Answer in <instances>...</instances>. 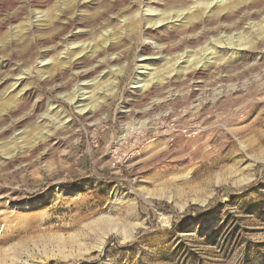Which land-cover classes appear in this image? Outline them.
Masks as SVG:
<instances>
[{
    "label": "rangeland",
    "instance_id": "1",
    "mask_svg": "<svg viewBox=\"0 0 264 264\" xmlns=\"http://www.w3.org/2000/svg\"><path fill=\"white\" fill-rule=\"evenodd\" d=\"M76 1L0 0V264H264V0H92L94 9ZM148 4L188 11L191 29L178 32L175 22L145 33L149 17L139 13ZM81 29L91 33L70 46L108 39L115 45L107 57L128 48L98 131L72 94L108 63L81 81L64 67L57 79L48 69V52L60 55L66 32ZM153 43L168 58L212 51L199 86L175 76L185 119L175 132L166 125L170 137L124 129L137 121L124 110L167 96L164 83L150 92L131 85ZM59 114L74 125L52 145L42 131ZM20 131L25 148L17 152L10 138Z\"/></svg>",
    "mask_w": 264,
    "mask_h": 264
},
{
    "label": "bare ground",
    "instance_id": "2",
    "mask_svg": "<svg viewBox=\"0 0 264 264\" xmlns=\"http://www.w3.org/2000/svg\"><path fill=\"white\" fill-rule=\"evenodd\" d=\"M76 2L79 3L78 6L81 7L87 5L86 6L87 8L90 9L96 8L95 3L92 2V0H77ZM150 2L151 0L149 1V4H151ZM171 13H165L162 11L159 12L154 8H151L150 5L147 6L146 10H142L139 13L141 15V18L149 17L148 21L150 23L149 26L144 28L145 33L152 34L153 31H156L158 34H162L163 33L162 26L164 27V24L165 25H167L168 23L173 24L175 22H180L179 26H182L181 29L178 28V32L182 31L183 33H187V31L191 29L190 26L193 24V19H190L191 16L189 17L187 16L188 11L186 13V10H178L176 13L174 12ZM71 18L68 19L69 21L66 25L67 28L73 26V18L72 19ZM66 33L67 34L64 35V37L62 38L64 51L61 54H65L64 57H62L63 60H60L59 56L61 54L57 55L58 54L57 48L56 49L53 48L48 52L49 54H52L51 58L54 62L51 63L54 64L53 66L50 67L48 66L49 71H51L52 78L57 79L60 76V69H63L64 67L65 70H67L68 72H72L75 80L78 81L88 80V78H91L92 76L96 75L101 71L102 64H104V62L108 63L107 64L108 71H103L100 76L98 75L99 77H95L91 81H88L86 83L84 81V83H82L83 87L82 88L78 86L77 88L75 87V91L72 94V100L80 109V112L84 114L85 118L89 122H91V126L96 131H98L100 128H102V125L104 124L105 120L108 119V107L110 106L108 101L116 93L119 77L125 71V66L119 65V62H121L126 56V52L128 48L127 50L125 48H121V49L119 48L118 52L114 50L116 53L111 54V56L109 55L107 57L106 54L109 51H112L113 46L115 45V44L113 45V43L111 44V42L109 43L108 39H106L100 44L96 42L92 43V41L85 42L82 40L79 41L80 43L79 42L77 43L78 45L76 46L74 45L75 46L74 47L69 45V42H72L71 41L72 39L76 38L77 36L86 37L89 35V33H91V31L81 29V30H77L76 32H72V30H70ZM54 37L59 38L57 33L54 34ZM145 41L146 39L144 40V42ZM147 43L151 44V42L148 41L146 42V44ZM152 45H153L152 51L149 54L142 55L140 56V58L138 57L139 58L138 61L141 62V64L139 65L140 71L136 72V74L134 75V78L131 80V85L134 89H138L139 91L150 92L158 82L164 83V90L167 93V96L161 100H155V99L153 101L151 100L152 102L148 103L147 107L142 110L141 109L124 110L125 112L124 117L126 118V120H129L130 118H133V120L137 119V121H132L134 123H127L126 125H124V129L126 130V132L129 133V135L131 134L130 132L132 131L135 130L139 131V129L133 128V125H141L142 129L145 130L152 129L162 133L163 132L170 133L169 130L175 132L176 128H180L181 123L184 122L185 118H182L179 115V112L177 111V108L180 107L182 103L178 101V99L176 98L177 96L175 94L176 92L174 93V91L176 90V88H173L174 85L176 84L175 76L182 75V77H184V80H186V82L189 83L190 85L199 86L200 83L203 82V81H199L198 79V76L202 74L200 70V64L202 66L203 64L210 62V58L212 57L211 56L212 51L211 52L204 51V53L202 52V54L204 55L203 57H196L195 54L193 55L189 54L191 51H186L185 53L177 54L171 58H168L163 55V54L165 55L169 54L166 50H164V48L159 47L155 43H153ZM104 55H106V57H103ZM162 61L165 62L162 63ZM154 62H157L161 65L156 68H151L152 65L157 64ZM181 63H185V65H181ZM145 69H149L151 71L147 73L143 71ZM23 75L17 76L16 78L14 77L13 80L15 81V83L13 84V86H16L18 84L20 85L21 83H23L24 80ZM105 77H109L111 78V80L109 79V81L105 83V80L104 82L102 81V79H104ZM221 82H223L222 78L218 79L216 83L214 82L212 86L216 84L219 85L218 83ZM220 87L221 86H218V89ZM212 91L215 95L218 94V96L222 93L221 90H217L215 88L212 89ZM221 97L222 95L220 96V98ZM213 102L214 101H206V104H212ZM198 106L199 105H197L196 107ZM159 110L160 112L156 114V112H158ZM49 117L45 118L48 119L49 121L48 124L46 122L44 123L47 124L49 129L46 130L45 132L42 131V133L46 135L44 139L49 143L52 142V145H60L62 142L61 136L63 131L65 129H70V127L74 125V122L72 121L70 123L63 122L60 114L57 117H53V116H49ZM168 123L172 124V127L171 128L169 127V130H167L166 127ZM21 124H22V120H19L13 126L19 128L20 126H22ZM11 128L12 126L6 128L4 130V133H9L12 130ZM23 135H24L23 131L16 133L14 132V135H12V137L10 138V143L12 144V148L14 149V151L17 150V152H19L20 150H24L25 146L23 143L25 142V137ZM170 135L171 133L169 134V137ZM176 138L177 137L175 136L174 138L168 139L167 141H165L164 146L171 147L172 142H174V139ZM10 158H15V157L12 156ZM19 158L22 159V157ZM4 197H7V195L0 194V199Z\"/></svg>",
    "mask_w": 264,
    "mask_h": 264
}]
</instances>
